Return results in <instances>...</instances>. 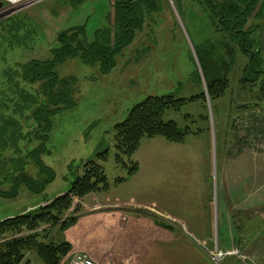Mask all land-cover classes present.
<instances>
[{
	"label": "rangeland",
	"instance_id": "374dc122",
	"mask_svg": "<svg viewBox=\"0 0 264 264\" xmlns=\"http://www.w3.org/2000/svg\"><path fill=\"white\" fill-rule=\"evenodd\" d=\"M75 3L70 0H40L18 12L5 13L0 22L6 25L9 18L18 16V20H24L33 32L28 40L24 39L23 44H18L19 37L6 35L3 30L5 25L0 26V73L17 64L54 60L60 33L83 28L87 41L92 44L99 30L110 27L113 0H87L77 6ZM155 3L160 6L159 9L147 18L142 30L136 32L134 42L115 52L107 63L103 59L96 61L101 57L97 46L95 53L79 52L53 67L59 79L56 83L57 92L61 83L66 82L65 93L73 107L51 119V129L44 143L45 150L36 158V161L43 163V168L39 169L34 163L25 167L13 166L10 168L14 179L5 180L6 177H3L1 181L0 177V220L35 213L47 206L48 200L58 198L60 193H67L77 173L80 171L83 174L80 167L89 161H96L103 167L108 189L91 193L82 199L73 196L67 219L76 220L85 199L93 195H135L142 199L144 175L135 178L138 168L130 176L131 166L137 164L139 167V162L144 165L147 148H153L160 142L151 140L160 139L165 146L177 144L161 137L145 138L132 157V163L121 167L115 161L114 127L124 122L131 110L149 96L171 94L177 99H184L185 104L181 109L168 111L165 120L176 122L183 131L190 133L185 138V141L189 139L187 150L197 153L203 168H206L208 154L193 146L208 145L211 134L216 135L215 143L225 144L233 157L245 151L264 154V98L261 94L264 44L261 52L262 67L256 70L262 73L258 79L252 83L242 82L257 45L246 48L249 50H245L247 54L236 47L235 66L228 77L225 95L212 99L202 72L203 69L206 73L207 69L211 70L210 63L199 47L205 31L198 25V16L191 15V11H199L198 7H190L187 1L180 5L176 0H155ZM253 23L262 26L252 34L253 42L264 39V20H255ZM18 36H22V33ZM215 38L219 40V35L212 36V39ZM200 95L205 98L195 99ZM65 106L62 104L60 107ZM47 109L50 111L53 107L48 105ZM193 136L202 137L201 141H193ZM39 144L42 143L39 141L34 147ZM106 151L108 154L105 161L97 159ZM152 151L162 161L169 160V155H172L167 148L160 146ZM21 175L28 179L23 177L20 181ZM120 180L125 181L118 182ZM175 186L173 184L171 192L178 191ZM99 187L103 188V184ZM52 230L49 227V233ZM187 235L199 244L201 252L213 264L212 253L216 250L224 253L239 250L253 257L256 254V257H252L255 262L264 264V249L254 248L247 252L239 248L218 249L213 248L211 238L203 240L196 234ZM235 256L226 257L221 264H240Z\"/></svg>",
	"mask_w": 264,
	"mask_h": 264
},
{
	"label": "trees",
	"instance_id": "16d2710c",
	"mask_svg": "<svg viewBox=\"0 0 264 264\" xmlns=\"http://www.w3.org/2000/svg\"><path fill=\"white\" fill-rule=\"evenodd\" d=\"M70 1L77 2L74 4L77 6L87 0ZM184 1L190 7L197 6L200 11H191V15L198 16V25L205 31L204 40L199 43V47L211 67V70L207 69V73L204 69L202 71L209 97L218 99L225 95L228 77L235 66L236 47L246 53V48L257 45L242 82L252 83L257 80L262 74L256 70L262 67L264 39L253 42L251 36L262 27L253 22L264 20V0H176L179 5ZM111 5V25L99 30L96 41L92 44L87 41L83 28L65 31L58 35L54 60L17 64L0 73L1 181L3 177H6L5 180L14 179L10 168L13 166L25 167L34 163L39 169L44 167L36 158L45 150L44 143L51 129V119L73 107L65 93L66 82L61 83L57 92L56 83L59 79L53 67L79 52L95 53L97 46L101 57L96 61L103 59L107 63L115 52L134 42L136 32L142 30L146 19L160 7L155 0H113ZM17 17L9 18L6 25L0 22V26L5 25L3 30L6 35L19 37L18 44H23V40H28L33 31L24 20H18ZM243 32L245 36L242 37ZM20 33L22 36H18ZM216 34L219 35V40L212 39ZM262 87L261 94L264 98V76ZM204 98V95H200L195 99ZM62 104L66 106L60 107ZM184 104V99H177L174 95L151 96L137 104L127 119L114 127L117 165L129 166L145 138L161 137L171 143H183L190 133L183 131L176 122L166 121L165 114L170 110H180ZM48 105L53 109L49 111ZM39 141L42 144L34 147ZM107 154L108 151L97 159L105 161ZM138 168L137 164L132 165L129 175H134ZM80 170H83V174L80 171L77 173L67 193L50 200L47 206L35 213L0 222V264H28L26 260L30 253L38 256L45 264H61L71 248L68 244H47L45 240L50 234L49 227L68 229L75 223V219L66 218L72 197L82 199L91 193L106 191L109 186L104 169L98 162H85ZM23 177L21 175L20 181ZM123 181L125 180L118 182ZM101 184L103 188L99 187Z\"/></svg>",
	"mask_w": 264,
	"mask_h": 264
},
{
	"label": "crops",
	"instance_id": "0c3cea01",
	"mask_svg": "<svg viewBox=\"0 0 264 264\" xmlns=\"http://www.w3.org/2000/svg\"><path fill=\"white\" fill-rule=\"evenodd\" d=\"M200 136L192 140L201 141ZM215 139L211 134L208 145L193 146L208 154L206 168L187 150L189 139L175 146L151 140L160 142L147 148L135 176L144 175L142 199L90 196L75 223L66 230L53 228L45 242L70 246L61 264H70L77 254L96 264H213L187 234L211 238L218 249H264V154L245 151L233 157ZM159 146L172 154L169 160L157 159L152 150ZM26 261L45 264L34 254Z\"/></svg>",
	"mask_w": 264,
	"mask_h": 264
},
{
	"label": "built area",
	"instance_id": "2783aa9c",
	"mask_svg": "<svg viewBox=\"0 0 264 264\" xmlns=\"http://www.w3.org/2000/svg\"><path fill=\"white\" fill-rule=\"evenodd\" d=\"M40 0H0V3L4 4V8L0 10V19L2 17V14L4 13V10L9 11H16L18 12L25 6H28L29 4H33L34 2L37 3ZM230 255H236V259L239 261L240 264H257L255 260L246 254H243L239 250L231 252V253H224L222 251H214L212 253L213 262L215 264H221L223 259ZM70 264H96L94 260L84 254H77Z\"/></svg>",
	"mask_w": 264,
	"mask_h": 264
},
{
	"label": "bare ground",
	"instance_id": "6f19581e",
	"mask_svg": "<svg viewBox=\"0 0 264 264\" xmlns=\"http://www.w3.org/2000/svg\"><path fill=\"white\" fill-rule=\"evenodd\" d=\"M4 5V4H3ZM8 12L10 13V11L9 10H4V13L2 14V17H5V13H7L8 14Z\"/></svg>",
	"mask_w": 264,
	"mask_h": 264
},
{
	"label": "water",
	"instance_id": "95a60500",
	"mask_svg": "<svg viewBox=\"0 0 264 264\" xmlns=\"http://www.w3.org/2000/svg\"><path fill=\"white\" fill-rule=\"evenodd\" d=\"M4 8V5L2 3H0V10ZM253 56V54H252Z\"/></svg>",
	"mask_w": 264,
	"mask_h": 264
},
{
	"label": "flooded vegetation",
	"instance_id": "af4514ba",
	"mask_svg": "<svg viewBox=\"0 0 264 264\" xmlns=\"http://www.w3.org/2000/svg\"><path fill=\"white\" fill-rule=\"evenodd\" d=\"M149 18V17H148ZM147 20V19H146ZM245 32H243V34H241V36L243 37V36H245V34H244ZM246 51H248L249 52V50L248 49H245Z\"/></svg>",
	"mask_w": 264,
	"mask_h": 264
}]
</instances>
